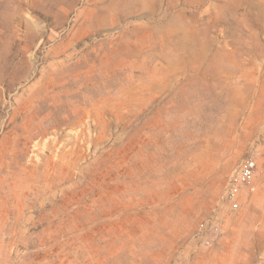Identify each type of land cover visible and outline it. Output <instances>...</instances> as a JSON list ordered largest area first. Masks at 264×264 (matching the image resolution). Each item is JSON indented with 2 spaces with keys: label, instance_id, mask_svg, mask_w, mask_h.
I'll return each instance as SVG.
<instances>
[{
  "label": "rangeland",
  "instance_id": "rangeland-1",
  "mask_svg": "<svg viewBox=\"0 0 264 264\" xmlns=\"http://www.w3.org/2000/svg\"><path fill=\"white\" fill-rule=\"evenodd\" d=\"M0 264H264V0H0Z\"/></svg>",
  "mask_w": 264,
  "mask_h": 264
},
{
  "label": "built area",
  "instance_id": "built-area-1",
  "mask_svg": "<svg viewBox=\"0 0 264 264\" xmlns=\"http://www.w3.org/2000/svg\"><path fill=\"white\" fill-rule=\"evenodd\" d=\"M256 170L257 161L253 155H250L242 161L232 174L226 196L234 208H237L239 205L237 200L240 192L253 182Z\"/></svg>",
  "mask_w": 264,
  "mask_h": 264
}]
</instances>
